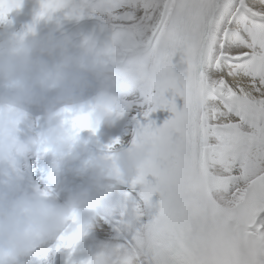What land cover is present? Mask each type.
I'll return each instance as SVG.
<instances>
[{
    "label": "snow or ice",
    "instance_id": "snow-or-ice-1",
    "mask_svg": "<svg viewBox=\"0 0 264 264\" xmlns=\"http://www.w3.org/2000/svg\"><path fill=\"white\" fill-rule=\"evenodd\" d=\"M57 7L79 18L85 5ZM92 10L113 29L104 51L144 66L143 116L174 113L136 132L164 151L130 181L143 205L120 239L138 247L134 264H264V0H100ZM180 145L183 159L171 152Z\"/></svg>",
    "mask_w": 264,
    "mask_h": 264
},
{
    "label": "clouds",
    "instance_id": "clouds-1",
    "mask_svg": "<svg viewBox=\"0 0 264 264\" xmlns=\"http://www.w3.org/2000/svg\"><path fill=\"white\" fill-rule=\"evenodd\" d=\"M23 2L0 0V25L10 23V15ZM64 3L40 0L39 13L45 14L39 18L62 9L57 5ZM45 5L50 8L45 10ZM0 78L7 81V87L0 89V169L15 166L29 153L37 160L52 157L49 174L32 191L0 188V264H14L50 240L55 241L49 248H55V253L74 249L103 225H111L115 235L84 264H134L138 247L120 238L133 231L136 218L125 213L119 193L164 147L159 141L135 137L128 147L110 144L104 154L90 155L82 164H77L76 150L86 143L83 132L96 136L102 126L115 125L143 96L144 66L108 55L92 42L69 53L62 34L37 36L29 29L0 46ZM96 83L101 87L95 88ZM33 108L39 111L34 119L41 131L21 139L20 125L32 118ZM171 152L183 159L188 149L180 145ZM64 174L83 178L85 183L61 201ZM152 207L151 200L145 201L147 210Z\"/></svg>",
    "mask_w": 264,
    "mask_h": 264
},
{
    "label": "bare ground",
    "instance_id": "bare-ground-1",
    "mask_svg": "<svg viewBox=\"0 0 264 264\" xmlns=\"http://www.w3.org/2000/svg\"><path fill=\"white\" fill-rule=\"evenodd\" d=\"M90 15L97 16L100 19L108 20L105 16H102L96 12L87 14V16ZM144 110H146V106L143 105V96H139L133 106L116 122L114 129H117V132L114 136H110L107 144H114L115 147L123 145L130 132L132 122L141 119L143 117ZM18 172L19 168L13 166H9L7 169H5L4 173L2 169L0 171V188H15V186L19 184V181H22L19 180L21 177ZM102 229H104V226L102 228H97V233L99 234ZM41 249L42 248L40 246L35 248L29 255L18 258L14 264H33V262L36 260L34 257L40 253L39 251Z\"/></svg>",
    "mask_w": 264,
    "mask_h": 264
}]
</instances>
